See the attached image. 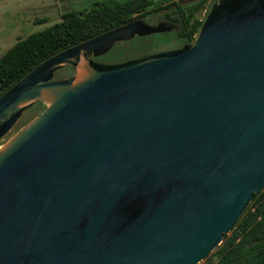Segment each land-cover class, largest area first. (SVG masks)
<instances>
[{"label": "water", "instance_id": "95a60500", "mask_svg": "<svg viewBox=\"0 0 264 264\" xmlns=\"http://www.w3.org/2000/svg\"><path fill=\"white\" fill-rule=\"evenodd\" d=\"M136 19L0 95V264H198L264 186V0H215L194 44L115 64ZM71 67L70 75L54 79Z\"/></svg>", "mask_w": 264, "mask_h": 264}, {"label": "trees", "instance_id": "16d2710c", "mask_svg": "<svg viewBox=\"0 0 264 264\" xmlns=\"http://www.w3.org/2000/svg\"><path fill=\"white\" fill-rule=\"evenodd\" d=\"M184 1L160 0V3L166 5L159 11L174 8V11L182 12L177 18H172L179 24L180 30L170 33V36L174 35L181 43L192 46L203 21L196 13L204 8L206 2L212 4L215 0H201L189 9L180 6ZM151 3L152 0L96 2L89 9L67 12L59 22L24 39H18L0 57V95L51 56L103 32L143 19ZM164 16L168 17V12ZM148 38L151 37H139L137 40ZM165 41L166 38L161 43ZM60 71H68L70 75L72 69L65 67ZM37 104L44 109L41 103ZM214 253L218 256L216 264H264V186L253 195L250 204L223 236L221 243L204 259Z\"/></svg>", "mask_w": 264, "mask_h": 264}, {"label": "rangeland", "instance_id": "374dc122", "mask_svg": "<svg viewBox=\"0 0 264 264\" xmlns=\"http://www.w3.org/2000/svg\"><path fill=\"white\" fill-rule=\"evenodd\" d=\"M105 1L123 2L125 0H0V57L18 39H24L32 33L41 31L59 22L63 14L70 11L89 9L94 3ZM200 1L186 0L180 6L189 9ZM164 5L166 4L160 3V0H152L151 5L146 9L147 13L143 20L149 25H155L158 21L162 20L174 21L172 18L175 19L182 13L180 10L174 11V8H170L167 11H159ZM210 5L211 3L206 2L204 8L198 11L196 16L204 19L206 10L208 11ZM166 12H168V17L164 16ZM170 33H174V31L161 33L164 34L163 36L154 34L150 36L151 38L142 41L137 40L139 37H135V40L117 43L108 53L93 60L101 64H115L142 55L177 49L184 45L174 35L170 36ZM164 38H166V41L161 43ZM155 42H158V44L154 45ZM68 75V71H57L54 79ZM42 110L43 108L37 103L27 108L12 130L1 140L0 145ZM217 260L218 256L214 253L198 264H216Z\"/></svg>", "mask_w": 264, "mask_h": 264}, {"label": "flooded vegetation", "instance_id": "af4514ba", "mask_svg": "<svg viewBox=\"0 0 264 264\" xmlns=\"http://www.w3.org/2000/svg\"><path fill=\"white\" fill-rule=\"evenodd\" d=\"M162 21H163V20H162ZM158 22H160V21H158ZM158 22H157V23H158ZM164 22H167V23H170V24L176 25V26H178L179 29H180L179 24H178L177 22H175V21H171V20H170V21H164ZM175 30H176L175 28L172 29V31H175ZM172 31H171V32H172Z\"/></svg>", "mask_w": 264, "mask_h": 264}]
</instances>
